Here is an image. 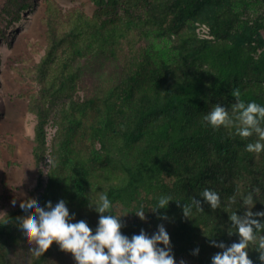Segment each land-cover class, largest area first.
<instances>
[{
  "label": "rangeland",
  "instance_id": "obj_1",
  "mask_svg": "<svg viewBox=\"0 0 264 264\" xmlns=\"http://www.w3.org/2000/svg\"><path fill=\"white\" fill-rule=\"evenodd\" d=\"M176 1L0 0V264H75L55 242L38 263L40 256L20 236L16 221L23 216L13 205H44L50 199L54 204L63 198L70 216L74 213V219H85L95 229L99 214L89 201L105 191L114 213L129 212L121 217L122 232L131 236L144 229L151 234L164 223L172 243L178 198L159 210L167 212L166 220L151 209L145 220L133 211L169 194L165 186L169 190L176 179L162 166L154 173L135 169L138 153L129 158L113 136L103 135L104 129L125 115L123 105L136 77L147 76L161 63L173 64L180 52L201 44L210 46L197 63L204 76L215 77L237 57L247 58L225 86L264 90V0H222V6L240 15L222 40L211 34L222 6L205 4L180 17ZM50 32L53 54H48ZM69 71L72 83L62 84ZM206 97L230 114L236 103L224 96ZM37 109L46 112L45 146L38 161L33 154ZM76 161L84 164L82 179ZM57 177L63 184L49 199L50 179ZM130 183L134 190L125 189ZM181 258L191 263L185 256L176 259Z\"/></svg>",
  "mask_w": 264,
  "mask_h": 264
},
{
  "label": "trees",
  "instance_id": "obj_2",
  "mask_svg": "<svg viewBox=\"0 0 264 264\" xmlns=\"http://www.w3.org/2000/svg\"><path fill=\"white\" fill-rule=\"evenodd\" d=\"M221 3L222 0H177L174 6L181 17L193 15L205 4L222 6ZM239 21L237 11L231 6H222L214 15L211 34L222 40L230 35ZM49 38L48 54H53L51 32ZM207 50H210L208 44H201L191 51L184 50L173 64L161 63L147 76L136 77L123 105L125 115L113 126H107L103 134L110 138L113 136L117 144L125 148L129 158L133 152L138 153L140 159L134 165L135 169H148L154 173L159 172L162 166L176 179L169 190L165 186L167 192L180 201L174 213L171 246L176 258L185 256L191 259L190 264H211V256L221 251L210 242L212 239L225 244L238 240L237 234L229 235L232 227L229 216L232 211L243 215L246 206L242 204V197L248 192H253L256 201L252 211L264 210V152H249L245 147L249 141H254V135L244 138L236 133L235 125L214 128L203 120L204 114L213 107L207 93L237 102L233 92L238 88L241 93L239 99L264 104V90L259 86L256 87L258 90L240 85L230 89L225 86L229 75L242 64H247V58L237 57L223 66L215 77L204 76L197 63L208 55ZM143 64H140L141 68ZM73 78L74 74L69 71L61 83L70 84ZM34 112L37 124L33 154L38 161L45 146L46 112L41 109ZM83 165L76 161L79 179L86 175ZM62 184L61 177L50 179L49 199ZM129 188L134 190L131 183L125 186L126 190ZM204 188L220 193V207L212 209L203 202L200 193ZM257 188L259 191H255ZM232 196H236L235 202L229 199ZM193 197L202 201V211L193 207L192 215L184 217L183 203H191ZM197 246L200 251L194 255L193 249ZM255 247V242L250 243L249 256L255 264H261ZM46 253L40 256L38 263L43 262Z\"/></svg>",
  "mask_w": 264,
  "mask_h": 264
},
{
  "label": "clouds",
  "instance_id": "obj_3",
  "mask_svg": "<svg viewBox=\"0 0 264 264\" xmlns=\"http://www.w3.org/2000/svg\"><path fill=\"white\" fill-rule=\"evenodd\" d=\"M237 102L232 106V113L222 104H215L203 116V120L214 128L221 125H235V131L241 137L256 135L254 141H249L245 147L249 152H264V104L255 100L245 102L239 99L240 90H234ZM259 191V189H255ZM203 202H207L212 209L221 205L220 193L211 188H204L200 193ZM236 201V196L229 198ZM173 198L169 194H161L152 205H139L133 211L141 220L147 218L146 211L160 213L162 220L168 219L167 210ZM179 202V201H177ZM202 201L192 198L191 203H183L184 217H190L193 207L200 211ZM256 201L253 192L242 197L245 205L243 215L232 211L229 220L232 227L229 235L237 234L238 240L231 244L212 239L210 242L221 249L211 256V264H255L249 256L250 243L255 242V250L259 252L261 264H264V210L252 211ZM89 207L99 214L95 229L85 219H74L70 216L67 201L63 198L53 204L51 200L41 205L36 201H29L19 209L23 219L16 221L21 229L23 242L32 245L30 250L39 257L45 253L53 242L59 250L70 253L75 264H188L181 258L177 261L173 252L168 232L164 223H159L157 229L149 234L144 229L131 236L121 231L123 222L121 217L128 214H116L112 211L113 201L108 193L102 192L97 199L89 201ZM199 247L193 249L198 254Z\"/></svg>",
  "mask_w": 264,
  "mask_h": 264
}]
</instances>
